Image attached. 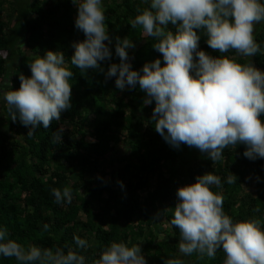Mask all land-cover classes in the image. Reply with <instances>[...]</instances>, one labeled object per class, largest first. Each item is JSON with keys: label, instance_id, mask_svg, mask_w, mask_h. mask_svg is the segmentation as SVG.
I'll return each mask as SVG.
<instances>
[{"label": "trees", "instance_id": "obj_1", "mask_svg": "<svg viewBox=\"0 0 264 264\" xmlns=\"http://www.w3.org/2000/svg\"><path fill=\"white\" fill-rule=\"evenodd\" d=\"M102 4L112 39V57L101 62L105 72L111 63L120 62L116 37L135 44V50H127L134 70L155 59L163 65L162 54L153 48L158 41L144 37L140 26L130 25L137 10L148 7L145 0ZM77 15L72 0H0V227L25 247L67 251L76 248L73 238L79 236L89 245L77 249L86 264H93L111 242L139 243L146 264H164L180 259V232L170 223L176 190L207 172L221 178L222 187L213 185L211 190L223 195L226 214L233 220L260 219L264 226V158L245 157L246 145L238 144L225 148L224 158L213 162L195 147L166 142L152 120L155 101L144 105L146 93L138 85L121 91L116 77L106 79L104 72L82 71L71 64L73 45L85 39L75 27ZM169 29L176 30L171 24ZM199 34L201 50L221 55L207 45L203 32ZM255 40L261 50L253 57L237 56L235 51L223 55L264 71V22ZM49 50L62 52L73 72L72 107L51 127L41 125L28 135L29 128L19 118L12 120L2 88L11 90L9 82L19 88V75L30 76L29 64ZM58 129L64 130L62 142L54 143ZM122 146L127 153L117 157ZM229 175L237 177L234 184L227 183ZM65 186L72 190L71 203L57 204L51 190ZM163 227L167 235L161 238ZM187 257L188 264H223L226 259L222 249L214 259L196 253ZM0 264L17 261L0 255Z\"/></svg>", "mask_w": 264, "mask_h": 264}, {"label": "clouds", "instance_id": "obj_2", "mask_svg": "<svg viewBox=\"0 0 264 264\" xmlns=\"http://www.w3.org/2000/svg\"><path fill=\"white\" fill-rule=\"evenodd\" d=\"M78 8L75 27L85 39L76 42L72 65L82 71L104 72L106 79L116 77L115 86L124 91L136 88L146 93L144 105L155 101L152 120L155 130L174 147L186 144L220 161L223 150L246 145L244 156L264 158V71L253 63H240L236 57L223 55L235 51L237 56L253 57L260 52L255 40V26L264 22L261 0H145L148 7L138 9L130 25L142 28V35L158 42L153 48L160 59L146 62L134 70L128 62V49L135 44L127 37H116L115 54L120 62L111 63L105 72L102 63L110 60L112 39L105 23L102 0H72ZM175 26V32L169 25ZM199 30V32H198ZM200 32L207 45L221 55L212 56L199 48ZM107 41V43H105ZM31 75H19V88L3 93L12 120L29 128L28 135L43 126L51 127L61 114L72 107L73 72L62 52L47 51L36 55L29 64ZM53 133V142L61 143V132ZM237 177L229 175L228 184ZM222 187L221 178L207 172L195 183L176 190L177 203L170 223L179 229L178 250L181 255L198 254L214 259L222 249L223 264H264V226L260 219L233 220L223 208L224 197L211 190ZM57 204L71 203L72 190L53 188ZM47 228V225L45 226ZM163 238V237H161ZM76 248L25 247L10 238L0 227V255L14 258L17 264H86L80 250L88 242L75 236ZM93 264H146L139 243L128 246L111 242ZM164 264H184L172 258Z\"/></svg>", "mask_w": 264, "mask_h": 264}, {"label": "rangeland", "instance_id": "obj_3", "mask_svg": "<svg viewBox=\"0 0 264 264\" xmlns=\"http://www.w3.org/2000/svg\"><path fill=\"white\" fill-rule=\"evenodd\" d=\"M5 15H7V12H5ZM262 23H263V22H261V23H259V24H257V25L255 26V32H254V35L256 34V32L258 31V29L261 27ZM132 49L135 50V48H132ZM6 55H7L6 53H2V56L6 57ZM242 57H243V56H242ZM244 58H247V57H244ZM2 89H3V93H4L5 90H7L5 87L2 88ZM121 149H122V150H121L120 152H119V149H117V151H116V153H117V157H121V156L126 155L127 150H126L125 146H122ZM120 155H121V156H120ZM114 156H115V155H114ZM113 160L115 161V159H113ZM111 170H112V168L109 166L108 169H107V171H111ZM158 235H159V237H165V236L167 235V232H166V230H165V227H163L162 230L159 231ZM181 259L184 261L185 264H187L188 259H186V256L181 255Z\"/></svg>", "mask_w": 264, "mask_h": 264}, {"label": "crops", "instance_id": "obj_4", "mask_svg": "<svg viewBox=\"0 0 264 264\" xmlns=\"http://www.w3.org/2000/svg\"><path fill=\"white\" fill-rule=\"evenodd\" d=\"M2 123V118L0 117V124Z\"/></svg>", "mask_w": 264, "mask_h": 264}, {"label": "flooded vegetation", "instance_id": "obj_5", "mask_svg": "<svg viewBox=\"0 0 264 264\" xmlns=\"http://www.w3.org/2000/svg\"><path fill=\"white\" fill-rule=\"evenodd\" d=\"M188 257L186 256V259H187ZM180 259H181V254H180ZM185 264V263H184ZM188 264V263H187Z\"/></svg>", "mask_w": 264, "mask_h": 264}]
</instances>
